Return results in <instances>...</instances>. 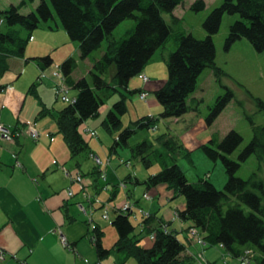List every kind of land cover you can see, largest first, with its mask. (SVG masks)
Here are the masks:
<instances>
[{"label": "trees", "instance_id": "1", "mask_svg": "<svg viewBox=\"0 0 264 264\" xmlns=\"http://www.w3.org/2000/svg\"><path fill=\"white\" fill-rule=\"evenodd\" d=\"M33 2L35 0H21L7 8L0 6V79L9 69L10 57L35 61L42 70L51 68L54 65L51 54L26 57V50L34 31L44 22L54 19L58 28L62 24L71 40L78 43L81 58H92L91 80L73 76L78 66L73 56L58 69L68 89L77 91L75 100L59 110L56 116L72 155L77 157L90 147L81 130L83 123L99 116L106 100L119 92L120 98L103 120L110 133H118L111 152L130 147L132 158L146 168L155 162L161 166L158 172L150 173L143 181L136 178V183L149 188L165 183L173 192L172 199L185 196L186 206L178 210L177 215L181 221L191 222L189 228L204 233V247L221 245L234 258L264 264V180L258 171L247 179L237 175L242 162L253 154L259 160V169L263 166L264 125H253L254 136L237 159L231 155L242 143L243 136L234 129L221 139L214 133L201 146L213 160L223 159L229 175L224 189H219L209 176L189 180L178 157H188L193 163L192 152L184 145L180 133L167 130L156 137L158 144L143 140L130 146L134 134L141 129H157L160 119L180 118L190 111L200 113L201 100L194 96L200 76L207 68L215 71L218 80L225 74L217 65L214 41L225 13L240 16L230 25L227 48L238 39L247 38L257 50L264 51V0H223L203 23L207 31L204 38L187 33L181 27V18L174 12L184 0H40L34 10L23 12V8ZM206 5V0H196L191 8L199 11ZM165 13L172 15L177 30L167 21ZM128 18L135 20L134 25L125 36L117 38L115 29ZM174 31L177 49L164 55L168 78L154 92L162 112L157 116H141L124 126L123 116L129 111L128 100L138 92L147 93L141 88H130V81L136 76L143 79V75H147L144 71L154 53L168 43ZM104 40H107L106 49L100 56H94ZM2 87L0 85V89ZM35 87L36 84L32 85L30 91L36 93ZM233 96L228 89L217 98L206 117L209 125ZM259 103L264 106L263 100L259 99ZM46 112L48 109L42 111L43 114ZM130 178L131 174L127 176ZM140 223L143 229L135 233L130 209H120L113 220L119 234L115 248L123 251L125 258L134 257L139 264L195 263L194 257L186 253L187 245L180 239L179 230L169 229L167 222L152 214L144 216ZM96 232L94 242L103 259L110 255L111 249L102 242L104 232L99 228ZM143 232L154 234V243L149 248L141 244Z\"/></svg>", "mask_w": 264, "mask_h": 264}, {"label": "crops", "instance_id": "2", "mask_svg": "<svg viewBox=\"0 0 264 264\" xmlns=\"http://www.w3.org/2000/svg\"><path fill=\"white\" fill-rule=\"evenodd\" d=\"M59 31L62 32L63 44L70 45L69 48L65 47L56 52L60 43L41 42L39 39L41 34L38 32L33 34L31 39L34 40V44H30L26 50V57L51 54L54 59L51 68L42 70L35 61H26L23 57H10L9 69L0 79V85L3 86L0 89V127L3 126L13 134L12 140L0 136V250L5 253V257L0 258V264H139L136 258H125V253L115 248L119 234L117 229L113 230L110 221H106L112 218L113 224L117 212L122 208L121 202L112 204L115 215L111 217L107 207L103 208L107 201L118 196V187L115 186L112 195L101 191L98 177L105 176L101 178L106 181L108 176L105 174L92 176L89 183H84L83 178L82 182L74 179L72 171L74 167L77 169L82 167L81 162L76 161L78 156L72 155L63 133L58 130L56 119L58 111L69 102L58 96L53 86L57 81L54 71L59 69L64 62L62 60L67 56L68 58L73 56L78 60L81 56L78 43L72 41L61 28ZM84 61L86 69L78 73L76 68L73 73L75 78L88 77L90 74L92 58L87 57ZM144 72L150 76L149 82H144L141 76H139L141 82L130 81V88L147 91L145 98L139 92L136 94L143 104L142 112H137L136 119L145 115H159L162 112V106L151 94L154 95L153 93L167 79H152L148 67ZM42 73H45V76H42ZM34 84H36V93L30 91ZM69 96L75 98L77 91L71 88ZM60 99L67 104H60L58 102ZM109 106L104 107L107 109L110 108ZM104 107L99 114L102 124L105 119ZM44 109H48L46 114L42 113ZM130 111L129 107L128 112ZM136 119L130 115V123ZM167 120L180 124L177 130L181 133L184 145L192 153L198 151L214 134L216 120L209 125L206 115L196 111H190L180 118ZM89 123L90 119L83 123L81 130L83 134L86 132L84 137L93 154L96 151L90 136L99 138L100 136L95 127L93 128ZM31 125L38 130V138L30 135ZM124 125H127L125 121ZM88 129H92L94 133ZM134 145L130 144V146ZM114 153H118V150L110 152L109 156ZM179 158L183 157H178V162ZM135 162L137 165L122 179L123 185L127 188L129 202L134 206L130 209V214H135L142 229L140 222L143 217L152 214L167 222L169 229H177L172 228V223L179 220L183 224L182 230L188 232L191 222L181 221L177 215L178 210L185 208L186 200L179 197L175 202L172 199L173 192L168 191L167 186L149 188L145 185V190L144 187H138L136 178L143 181L150 173L158 171L151 172L142 163ZM130 163L132 166V162ZM138 165H143L144 168ZM99 171L101 172V169ZM129 174L131 178L127 179ZM70 189L75 192L73 196L69 195ZM103 189L110 191L108 186ZM163 191L166 193L165 200H163ZM106 213L108 217H104ZM96 228L104 232L102 242L106 248L111 249L108 256L112 255L110 260H105L107 257L101 259L98 255L94 242ZM104 228L112 233L109 242L104 238ZM63 236L66 237L67 245L62 240ZM86 238H90L91 242ZM150 239H145L144 246L147 248L154 243V240ZM187 239L189 245L186 244V253L194 257V264H218L217 253L223 249L221 245L219 251L206 250V247L199 245L189 233ZM202 249L205 253L201 252ZM225 253L223 252V255H226ZM198 255H203V258L197 257Z\"/></svg>", "mask_w": 264, "mask_h": 264}, {"label": "rangeland", "instance_id": "3", "mask_svg": "<svg viewBox=\"0 0 264 264\" xmlns=\"http://www.w3.org/2000/svg\"><path fill=\"white\" fill-rule=\"evenodd\" d=\"M20 1L21 0H0V6L3 8H7L11 5V3H19ZM39 1L40 0H35V2L29 3L28 6L23 8V12L27 13L31 10H34L39 4ZM194 1L196 0H184V2L175 9L174 13L181 18L180 25L187 33H192L198 38H204L207 36V31L204 28L203 23L207 16L211 13V11L215 7L219 6L223 0H206V7L199 11H195L191 8V5ZM164 16L169 23L174 25V29L177 30V23H174L172 15L170 13H165ZM239 17V14L225 13L221 22L220 29L214 35V41L217 49L216 62L217 65L224 70L225 74L221 77L220 80H218L215 71L212 68H207L200 76L198 88L194 93V96L198 95V98L201 100L199 104L200 113L206 115L207 117V115L211 111L210 108L214 105L215 101L220 95L225 94L228 89L233 92V98L220 113L214 123V133H217V135L221 139L230 130L234 129L243 136L242 143L231 155L235 159L238 158L241 150H243L245 146L252 140L254 136L253 125H264V106L259 103V99L264 101V51L257 50L247 38L238 39L237 41L232 43L230 47H226V38L229 34L230 25ZM57 20L59 21V19ZM134 23L135 20L133 18L124 20L115 29V36L117 38L125 36L127 30L131 28ZM50 26H53L54 28L52 29ZM61 26L62 27L60 28L65 31L62 24ZM38 32L39 34H41L39 35V39H41V42L45 41L50 44L54 42L60 43L58 48H56V52H59L62 48L70 47V45L68 44H63L62 32L59 31V28L56 26V20L54 19H50L49 21L44 22L39 28L34 31V34H37ZM175 35L176 33L174 31L168 43L164 46H161L154 53L151 61L149 62L147 67L149 68V72L153 77L152 79L168 78V67L167 63L164 60V55L168 54L172 50L177 49V41L175 39ZM30 44H34V40H31L28 46H30ZM106 46L107 40H104L102 47L96 50L93 55L100 56L106 49ZM67 58L68 56L64 58L62 62ZM77 61L78 73L83 72L86 69V62L81 57H78ZM88 78L91 80V73L88 74ZM132 81L135 83L139 82V76L132 78ZM153 94L154 95L151 94V96H155V98L157 99L155 93ZM119 98L120 93H114L106 100L105 104L102 107L110 105L109 107L111 108L115 101H117ZM58 102L64 105L67 104L61 99ZM158 102L160 103L159 100ZM128 105L131 108V111L123 116V122L125 121L127 125H129L130 123V115H132L133 119H136L138 117L136 116L137 112H142L143 108V104L139 100V97L137 95H134L132 99L128 100ZM110 108H105L104 117L108 115ZM139 115L143 114L139 113ZM92 120H94L95 123L91 122ZM89 124L92 125L93 128L95 127L97 134L100 136V138L98 136H90V140L93 143V145H91L95 147L96 152L92 154L89 149L82 152L76 159V161L79 160L81 162L82 167L78 169L74 167L72 172L74 176H77V174H81L82 178L84 179V183H89L90 179L94 175H107L108 178L106 181L102 179V176L98 177L101 187L100 189L107 195H112V191L115 186L118 187V196L115 199L113 198L111 201H107L103 206V208L107 207L111 217V215H115V211L111 206L112 204L114 205L117 202H121L120 204L122 207L126 202L130 201L127 195V188L123 185L122 179L125 178L126 174L129 171L133 170V168L137 165V162L133 160L130 148L120 147L118 149V153H114L112 156H109L111 152V146L114 143L115 138L118 136V133L116 131L110 133L102 124L100 115L90 118ZM179 125L180 124H177L174 121L160 119L158 121L157 129L151 128L139 130L131 137L130 144L136 145L138 142L143 140H152L155 141V144H158L156 137L159 134L166 132L167 130H171L172 132L177 134L179 133V131L177 130V127H179ZM84 134L86 135V132H84ZM192 159L194 161L193 163L188 157L183 156L182 159L179 158L180 165L186 172L187 177L190 181H197L199 177L209 176V179L213 183H215V185L219 189H224L229 179V175L222 158H218L216 161L213 160L212 158L207 156L204 149L201 147L198 151L192 153ZM130 162H132V166ZM138 166L144 168L143 165ZM160 168L161 166L159 162H155L149 169L152 172L159 171ZM259 168V160L257 159V156L253 154L246 161L242 162L241 167L237 171V175L247 179L251 177V175L255 171H258L264 180V164L261 169ZM100 169L101 172L99 171ZM105 186H108L110 191H105L103 189V187ZM137 186L144 187V190L146 189V186L144 184H137ZM158 186L168 187V185L165 183ZM168 191H171V189L169 188ZM179 197H183L185 199V196L180 195L174 198V201L177 202ZM165 199L166 193L163 191V200ZM143 200L145 201V199ZM131 218L136 225L135 233H140L142 231V228L139 225L138 219L135 218L134 213L131 214ZM141 218L142 215L140 219ZM111 219L108 218L106 221H110L109 224L113 227V230H116L115 226L111 223ZM182 227L183 224L180 223L179 220L172 223V228H177L180 231V239L184 243L189 245L187 233L191 235V228H189L188 232H186L182 230ZM104 230V238H106L107 242H109L112 239V233L110 231L107 232L105 228ZM141 235H143V238L141 240V244L143 246L145 244L146 238L152 239L151 234H148L147 232H143L141 233ZM86 239L91 242L90 238ZM218 248L219 245L206 246V250H221ZM202 251H204L205 253L204 249H202L201 252ZM223 252H226L224 247L221 252L219 251V253H217L216 262L218 264H255L254 261L248 262L242 261L238 258H234L227 252L225 253L226 255H223ZM111 256L107 257L105 260H110L112 258ZM197 257L201 256L198 255ZM197 262L200 263L199 259H197Z\"/></svg>", "mask_w": 264, "mask_h": 264}, {"label": "built area", "instance_id": "4", "mask_svg": "<svg viewBox=\"0 0 264 264\" xmlns=\"http://www.w3.org/2000/svg\"><path fill=\"white\" fill-rule=\"evenodd\" d=\"M42 76H45V73H42ZM54 76H55L57 81H56L55 85L53 86V88H54L55 92L57 93V95L60 96L65 101H68V102L72 101L73 102L75 99H73L69 96V89H68L67 85L65 84L64 79L62 78L58 69H56L54 71ZM143 79H144V82L149 81V77L147 75H143ZM146 95H147L146 92H143L141 94V96L144 98L146 97ZM88 131H91L92 133H94L92 131V129H88ZM29 132H30V135L32 137H34V138L39 137V132L35 126L31 125ZM0 136L4 137L6 139H9V140L13 139V134L8 129L4 128L3 126L0 127ZM103 177L105 178V176H103ZM74 179L78 182H82V176H80V175L75 176ZM74 194H75V192L72 189H70L69 195L73 196ZM88 196H90V198H92L91 195L88 194ZM146 196L148 197V194H146ZM133 207L134 206L132 205V203L128 202V203H125L121 209L122 210H129V209H132ZM104 217H108V213H106L104 215ZM190 233L193 236V238L197 241V243L202 244V245H206V243L204 241V233L200 232L196 228H191ZM151 236H152V239H154V234H152ZM62 240H63L65 245L68 244L65 236L62 237ZM4 257H5L4 251L0 250V258H4ZM201 257H203V255H201Z\"/></svg>", "mask_w": 264, "mask_h": 264}]
</instances>
